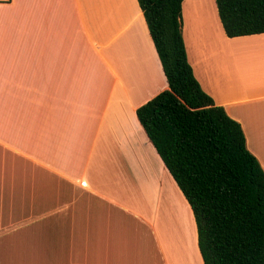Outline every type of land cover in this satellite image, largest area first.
Listing matches in <instances>:
<instances>
[{
	"label": "crops",
	"instance_id": "1",
	"mask_svg": "<svg viewBox=\"0 0 264 264\" xmlns=\"http://www.w3.org/2000/svg\"><path fill=\"white\" fill-rule=\"evenodd\" d=\"M180 14L195 81L264 173V34L226 38L213 0ZM165 90L135 0L0 3V264H202L135 117Z\"/></svg>",
	"mask_w": 264,
	"mask_h": 264
},
{
	"label": "trees",
	"instance_id": "2",
	"mask_svg": "<svg viewBox=\"0 0 264 264\" xmlns=\"http://www.w3.org/2000/svg\"><path fill=\"white\" fill-rule=\"evenodd\" d=\"M135 1L167 85L135 117L191 211L201 262L264 264V173L192 75L183 0ZM213 1L226 38L264 34V0Z\"/></svg>",
	"mask_w": 264,
	"mask_h": 264
},
{
	"label": "built area",
	"instance_id": "3",
	"mask_svg": "<svg viewBox=\"0 0 264 264\" xmlns=\"http://www.w3.org/2000/svg\"><path fill=\"white\" fill-rule=\"evenodd\" d=\"M9 0H0V3L8 2Z\"/></svg>",
	"mask_w": 264,
	"mask_h": 264
},
{
	"label": "rangeland",
	"instance_id": "4",
	"mask_svg": "<svg viewBox=\"0 0 264 264\" xmlns=\"http://www.w3.org/2000/svg\"><path fill=\"white\" fill-rule=\"evenodd\" d=\"M178 208H179V213H180V215H181L180 205L178 206Z\"/></svg>",
	"mask_w": 264,
	"mask_h": 264
}]
</instances>
